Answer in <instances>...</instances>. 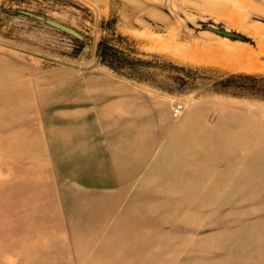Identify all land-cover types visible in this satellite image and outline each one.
<instances>
[{"label": "rangeland", "instance_id": "374dc122", "mask_svg": "<svg viewBox=\"0 0 264 264\" xmlns=\"http://www.w3.org/2000/svg\"><path fill=\"white\" fill-rule=\"evenodd\" d=\"M18 9L77 28L91 49ZM101 41L115 68L100 62ZM5 49L46 74L107 67L156 114L145 128L72 136L45 123L0 155V264H264V0H0ZM190 108L228 136L209 157L160 161ZM101 143L106 173L124 180L83 186V165L70 168Z\"/></svg>", "mask_w": 264, "mask_h": 264}, {"label": "crops", "instance_id": "0c3cea01", "mask_svg": "<svg viewBox=\"0 0 264 264\" xmlns=\"http://www.w3.org/2000/svg\"><path fill=\"white\" fill-rule=\"evenodd\" d=\"M8 50L11 49L0 52V155L32 145L28 140L34 135L39 137L45 123L55 134L69 130L70 136L76 130H134L153 123L156 105L134 85L110 73L107 67L93 66L82 72L76 67L63 66L46 74L38 66L14 65L13 59L18 55ZM49 83L51 89L46 90ZM163 120L169 123L166 114ZM219 124L215 128H207L196 108L186 110L169 148L159 156L160 161L170 159L187 163L192 156L209 157L212 151L206 148L215 144L214 139L220 138L217 143L221 144V139L228 136L222 131V120ZM104 146L103 143L87 145L83 149L86 152L84 159L79 156L75 158V168L70 166L71 170L77 171V167L83 165L84 173L76 174L83 186L105 188L117 186L110 181L124 180L121 176L106 173L110 167L104 164L108 161L105 160L108 149ZM79 152L77 148L69 151L70 163ZM133 167L131 165L128 170ZM158 168L164 169V166L157 165L152 170Z\"/></svg>", "mask_w": 264, "mask_h": 264}, {"label": "water", "instance_id": "95a60500", "mask_svg": "<svg viewBox=\"0 0 264 264\" xmlns=\"http://www.w3.org/2000/svg\"><path fill=\"white\" fill-rule=\"evenodd\" d=\"M18 11L20 13L29 15L50 27H53L55 29L68 33L71 36L75 37L76 39L80 40L82 43H85L86 45L85 52H88L91 49L92 39L89 36H87L85 33H83L82 31L78 30L77 28L69 24H66L62 21H59L55 18H52L50 16L44 15V14H39V13H35L29 10H24V9H18Z\"/></svg>", "mask_w": 264, "mask_h": 264}, {"label": "trees", "instance_id": "16d2710c", "mask_svg": "<svg viewBox=\"0 0 264 264\" xmlns=\"http://www.w3.org/2000/svg\"><path fill=\"white\" fill-rule=\"evenodd\" d=\"M97 54L100 56V62L107 63L113 68L116 67V62H120V55L105 41L99 43Z\"/></svg>", "mask_w": 264, "mask_h": 264}, {"label": "built area", "instance_id": "2783aa9c", "mask_svg": "<svg viewBox=\"0 0 264 264\" xmlns=\"http://www.w3.org/2000/svg\"><path fill=\"white\" fill-rule=\"evenodd\" d=\"M183 110H184V104L181 102H178L173 107V115L177 117L182 114Z\"/></svg>", "mask_w": 264, "mask_h": 264}]
</instances>
